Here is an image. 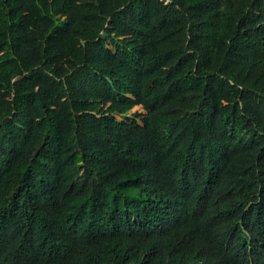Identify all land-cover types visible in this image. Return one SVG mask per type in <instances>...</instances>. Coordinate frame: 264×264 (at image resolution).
Returning a JSON list of instances; mask_svg holds the SVG:
<instances>
[{
	"label": "trees",
	"instance_id": "16d2710c",
	"mask_svg": "<svg viewBox=\"0 0 264 264\" xmlns=\"http://www.w3.org/2000/svg\"><path fill=\"white\" fill-rule=\"evenodd\" d=\"M0 264H264V0H0Z\"/></svg>",
	"mask_w": 264,
	"mask_h": 264
},
{
	"label": "rangeland",
	"instance_id": "374dc122",
	"mask_svg": "<svg viewBox=\"0 0 264 264\" xmlns=\"http://www.w3.org/2000/svg\"><path fill=\"white\" fill-rule=\"evenodd\" d=\"M137 110H140V107H135L133 110H131V113L132 112H135V111H137ZM141 111V110H140Z\"/></svg>",
	"mask_w": 264,
	"mask_h": 264
}]
</instances>
